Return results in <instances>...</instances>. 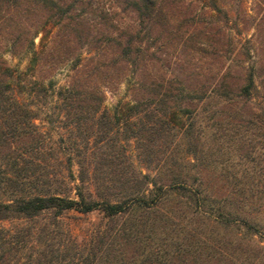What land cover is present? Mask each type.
<instances>
[{
  "label": "trees",
  "instance_id": "trees-1",
  "mask_svg": "<svg viewBox=\"0 0 264 264\" xmlns=\"http://www.w3.org/2000/svg\"><path fill=\"white\" fill-rule=\"evenodd\" d=\"M116 1L119 11L104 13L94 0H0V11L23 3L44 11L49 28H70L93 51L54 89L51 80L15 87L13 69L0 61V264H264V221L244 209L251 188L226 181L229 189L216 196L204 181L218 163L212 156L223 126L219 109H196L248 100L253 71L233 86L225 76L209 86L196 73L159 72L154 33L177 34L176 0ZM118 13L131 16L120 22ZM88 15L99 26L110 19L109 30L89 28ZM90 29L100 36L89 38ZM53 43L44 44L46 54ZM28 45L34 66L39 51L32 38ZM119 76L129 77V100L110 111L94 81ZM49 94L61 119L56 139L42 129L33 101ZM69 210L102 214L82 244L61 228Z\"/></svg>",
  "mask_w": 264,
  "mask_h": 264
},
{
  "label": "rangeland",
  "instance_id": "rangeland-1",
  "mask_svg": "<svg viewBox=\"0 0 264 264\" xmlns=\"http://www.w3.org/2000/svg\"><path fill=\"white\" fill-rule=\"evenodd\" d=\"M102 12L119 9L116 0H94ZM216 2L222 11L212 9ZM226 13L225 15L223 13ZM175 18L172 26L178 28L175 35H167L163 29L154 33L157 55L160 62L155 68L165 75L183 79V72L189 75L196 73L197 79L205 85H214L216 80L225 76L229 84H242L243 74L251 69L254 73V88L248 100L232 105H221L211 101L208 105L200 104L196 108L202 114L219 109L218 120L222 123L220 149L214 169L203 172L206 181L216 196L229 189L227 182L236 181L251 188V198L246 201L245 210L249 216L264 221V0H176L172 7ZM119 14V13H118ZM130 13H120V22L128 20ZM225 16V17H224ZM46 13L24 3L16 8L0 11V61L13 69L11 83L16 87L28 80L47 84L65 85L76 75V62L87 63L93 51L89 45L74 41V33L63 26L49 28ZM98 17L87 16L88 22L100 30H109L98 25ZM42 22L45 24L42 25ZM101 24V23H100ZM105 27V29H103ZM37 31V32H36ZM26 32V33H25ZM34 32L35 35H34ZM191 33L185 40L184 33ZM91 33V34H90ZM89 38L100 35L89 30ZM34 35V36H33ZM43 37V38H41ZM32 38L33 50L39 51V59L33 66L30 62L31 51L28 41ZM54 41V47L44 48V44ZM60 44H56L57 42ZM41 44L43 47L41 48ZM28 45V46H27ZM27 46V47H26ZM108 58L112 52L104 49ZM76 58H80L78 61ZM73 66V67H72ZM78 68L80 65H77ZM149 68V67H148ZM153 70V69H152ZM182 72V74L180 73ZM125 76V75H123ZM117 79L99 78L95 84L103 91V106L113 111L122 108L130 96V83L126 77ZM40 108L36 122H41L42 129L56 139L61 132L60 116L55 113L56 100L51 94L33 99ZM205 105V106H203ZM55 111V112H54ZM50 115L49 119H43ZM204 112V113H203ZM48 120V121H47ZM236 128V134L231 128ZM208 144V143H207ZM131 153L132 144L128 148ZM138 164V163H137ZM220 170L222 174L220 175ZM212 186V188H211ZM216 192V193H215ZM241 210H243L240 207ZM102 214L97 211L80 213L74 210L65 211L60 216L61 228L78 244H82L101 222ZM235 228H242L237 226ZM256 238V237H254ZM264 250V242L258 243Z\"/></svg>",
  "mask_w": 264,
  "mask_h": 264
}]
</instances>
